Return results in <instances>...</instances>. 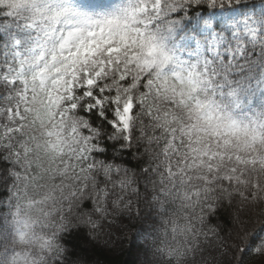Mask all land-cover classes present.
I'll list each match as a JSON object with an SVG mask.
<instances>
[{
  "label": "snow or ice",
  "instance_id": "1",
  "mask_svg": "<svg viewBox=\"0 0 264 264\" xmlns=\"http://www.w3.org/2000/svg\"><path fill=\"white\" fill-rule=\"evenodd\" d=\"M0 264H264V0H0Z\"/></svg>",
  "mask_w": 264,
  "mask_h": 264
},
{
  "label": "trees",
  "instance_id": "2",
  "mask_svg": "<svg viewBox=\"0 0 264 264\" xmlns=\"http://www.w3.org/2000/svg\"><path fill=\"white\" fill-rule=\"evenodd\" d=\"M227 218V216H226V214H225V219ZM120 259L122 260V261H127L128 260V257L126 256V255H123V254H121L120 255Z\"/></svg>",
  "mask_w": 264,
  "mask_h": 264
}]
</instances>
